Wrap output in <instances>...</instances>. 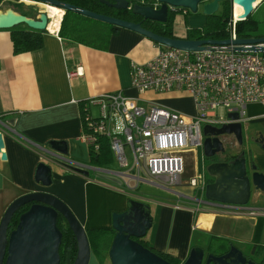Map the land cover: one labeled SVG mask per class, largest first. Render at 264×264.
<instances>
[{"label":"crops","instance_id":"0c3cea01","mask_svg":"<svg viewBox=\"0 0 264 264\" xmlns=\"http://www.w3.org/2000/svg\"><path fill=\"white\" fill-rule=\"evenodd\" d=\"M263 5L264 0L256 5V10ZM238 7L235 4L236 19L243 10ZM38 13L36 9L32 18ZM180 16L183 17L179 20L182 33L176 32V17L173 20L174 35L178 38H184L187 29H200L205 25L202 14ZM55 33H43V46L40 49L14 55L10 32L0 30V134L2 153L5 154V159L0 161V218L6 207L19 196L44 192L60 199L84 230H110L112 215L124 212L129 200L144 204L149 202L137 195L138 192L135 193L140 185H153L140 183L132 191L125 192L116 186L117 183L98 176L94 171L83 170L88 172L84 176L58 160L57 157L66 158L100 169L117 167L106 137L107 156L111 161L100 164L90 160V148L81 140L83 104L102 94L121 91L127 96L138 98L141 105H144L142 99L151 100L162 107L192 116L195 113L193 103L185 94H163L160 99H154L158 95L153 94L149 99L145 96L152 93L139 96L131 88V63H146L160 48L144 36L130 30L117 29L116 34L110 37L107 48L98 50L62 39ZM177 98H188L193 111H186L176 101ZM91 112L95 115L96 108L91 107ZM116 122L120 124L118 117L111 124L113 133L120 130ZM241 125L245 142L256 134L264 138V105H248ZM53 141L64 142L66 154L55 153L57 157L48 155V151L52 152L49 143ZM249 151V166L264 174L262 145L250 146ZM195 155L194 165L198 170L195 173L204 174L203 179L206 181L208 177L204 169L207 163L203 159L202 148ZM41 162L51 167L49 186H42L35 181L36 168ZM172 192L177 193L174 189ZM254 193V201H259V195ZM184 198L189 200L187 196ZM175 202L159 201L149 206L152 232L148 236L149 229L143 240L155 250L179 260L181 264L192 247H199L197 236L202 237L200 241L204 250H207L208 241L213 238L238 242L235 246L244 253L264 245V212L253 217L216 215L196 212L192 205L181 206ZM246 206L248 210L264 211V207ZM215 231L218 233L214 234ZM90 251L88 264H110L107 251H101V254Z\"/></svg>","mask_w":264,"mask_h":264},{"label":"built area","instance_id":"2783aa9c","mask_svg":"<svg viewBox=\"0 0 264 264\" xmlns=\"http://www.w3.org/2000/svg\"><path fill=\"white\" fill-rule=\"evenodd\" d=\"M230 38H237L233 31ZM130 72L131 88L139 96L149 92L185 94L192 100L194 115L162 107L151 100L142 99L141 105L138 98L121 91L102 94L83 104L81 140L97 153L99 137H106L116 169L90 167L48 152L72 169L91 170L98 176L117 179L116 186L125 192L146 182L171 192L182 186L183 156L202 148L203 127L229 124L232 121L227 116L233 113L242 122L248 105H264V59L255 53H238L232 46H211L196 52L160 47L146 63H131ZM91 107L96 108L95 115ZM219 109L225 110L224 116L217 115ZM116 117L120 119V130L113 133L111 124ZM203 178L204 174L197 173L187 186L204 194ZM197 198H189L196 203V212L234 217L258 215L246 206Z\"/></svg>","mask_w":264,"mask_h":264},{"label":"water","instance_id":"95a60500","mask_svg":"<svg viewBox=\"0 0 264 264\" xmlns=\"http://www.w3.org/2000/svg\"><path fill=\"white\" fill-rule=\"evenodd\" d=\"M17 1L21 2L22 0ZM27 1L60 8L64 14L66 11L76 13L111 25L116 29L130 30L164 48L196 52L211 46H232L238 53L264 54V36L225 40H188L164 37L142 26L144 21L166 22L171 9H186L193 14L201 11L204 16H212L218 11L219 4L224 0L209 2L208 0H154L161 5L159 9L135 4L130 10L133 15L141 19L139 22L97 14L57 0ZM100 2L114 10H128L129 6L127 0H100ZM256 2L257 0H232V5L237 4L243 9L238 19L233 22L249 18L255 10ZM37 9L39 13L36 18L32 19L17 14L11 9L0 11V30H9L23 24L31 30L48 32L47 12L41 8ZM227 117L232 121L229 124H223L220 127H203V156L204 161L208 162L204 171L209 177L208 181H205L204 198L216 203L246 206L252 192L264 194V174L256 171L254 167L251 168L243 153L228 162L215 160L218 155L226 153L222 147H215V142H219L218 136L232 135L238 145L243 143V127L241 122H238L239 117L235 113L229 114ZM255 137L257 139L254 144H261L264 149L263 136L256 134ZM49 147L53 152L48 151L51 155L66 154L64 142L53 141L49 143ZM2 149L3 142L0 134V161L5 159ZM227 155H230L229 151H227ZM74 171L84 176L88 175L87 171L80 169H74ZM104 178L119 184L115 178ZM35 181L41 183L42 186L51 184L50 165L44 162L37 165ZM26 205L28 207L18 216L15 227L8 231L12 215ZM60 218L63 219L76 240L77 252L73 264H88L91 251L84 228L60 199L44 192L19 196L4 210L0 218V264H59V248L62 242V232L59 228ZM151 226L152 218L147 204L130 200L124 212L114 213L112 215V230L115 235L108 251L110 264H170L134 240L144 238ZM204 259L205 264H256L247 260L243 253L234 246L222 256L212 254L205 256L202 247L194 246L182 264H202ZM262 264H264V260Z\"/></svg>","mask_w":264,"mask_h":264},{"label":"trees","instance_id":"16d2710c","mask_svg":"<svg viewBox=\"0 0 264 264\" xmlns=\"http://www.w3.org/2000/svg\"><path fill=\"white\" fill-rule=\"evenodd\" d=\"M8 1L10 4H7V8L9 6L17 8H13L17 14H20L26 18H32L31 12H25L21 6L22 4H17L16 0H0ZM61 1L78 8L91 11L97 14L112 16L118 19L132 21L134 19H139V17L133 15L130 10H114L111 9L100 2V0H57ZM129 7L138 4L141 5L142 0H127ZM5 8L3 11L7 10ZM189 12L186 9H181ZM13 11V12H14ZM37 17V16H36ZM35 17V18H36ZM211 19H208L207 25L205 28L200 29H188L186 32V39L188 40H203V39H212V40H225L230 38L231 36V26L233 17L231 13L230 0H224L219 4V8L217 14L211 16ZM140 20V19H139ZM173 20L174 16L170 17L168 21V25L164 28L156 29L153 31L154 33L168 37V38H176L173 33ZM93 22L95 25L91 27L90 22ZM94 22L90 18L81 16L76 13L66 11L63 15L62 21L60 23V29L58 32V36L62 39L73 41L91 48H95L98 50H105L108 46V42L110 37L113 34H116L117 29L112 27L111 25ZM235 34L237 38H250L254 37L253 33L257 30L256 22H253L250 17L244 21H238L235 23ZM10 32V41L12 46V53L14 55L20 53L31 52L40 49L43 46V33L40 31H35L28 29L25 25L19 24L17 26L12 27L8 30ZM261 37V36H257ZM98 40V41H97ZM264 59V54H259ZM98 143L100 149L97 153L93 152L90 148V160L94 163L106 164L111 160L107 156V146L108 142L105 137H99ZM130 201V200H129ZM28 205L21 207L18 209L11 217L8 224V231L12 230L16 223L18 216L27 209ZM59 228L62 232V242L59 248V256L60 262L59 264H73L76 252H77V244L76 240L64 223L63 219L59 220ZM90 249L98 254H101V251H107L110 249L112 240L114 238L115 232L112 229H98V230H85ZM215 241L213 244L208 245L207 251L209 253L220 252L226 248H228V241L220 238H213ZM137 241V240H136ZM139 242L143 247L149 249L154 254L158 255L165 261L170 264H181V262L170 255L159 252L146 244L142 239H139ZM259 248V247H258ZM261 248V247H260ZM255 249V248H254Z\"/></svg>","mask_w":264,"mask_h":264},{"label":"rangeland","instance_id":"374dc122","mask_svg":"<svg viewBox=\"0 0 264 264\" xmlns=\"http://www.w3.org/2000/svg\"><path fill=\"white\" fill-rule=\"evenodd\" d=\"M261 1L262 0H260L258 2V4ZM8 3L10 4V2H8V1H1L0 10L3 11L5 8H7L6 6H7ZM16 3L17 4H19V3L22 4L21 8L25 12H28V13L31 12V14L34 11L36 12L37 8H41V6L36 4V3H31L30 4V2H27L28 4H26V2L22 3V2H19L17 0H16ZM230 6H231V10L233 9V11H234V16H235V4L232 5V0H230ZM14 7L17 8L16 6H14ZM14 7L9 6L7 9H11L12 11H14L13 10ZM34 7H36V8H34ZM238 8H242V7L239 6ZM15 13H17V12H15ZM197 14H202V12L199 11ZM215 14H217V12ZM190 15L194 16V14L189 11L188 16H190ZM62 18H63V16H62ZM204 18H205V25L202 28L206 27L208 19L212 20L211 16H204ZM175 19H176V21H175L176 32L178 34H180V33H182V28H181V25H180L181 21H179V20L183 19V17L178 15V16H176ZM250 19L253 22H256V25H257V30L255 31V33H253V36H264V5L259 10H256V7H255V10L253 11V13L250 16ZM93 21L101 23V24H104V26H106V24L103 23V22H99V21H95V20H93ZM90 24H92V25H90L91 27L95 26V25H93L94 23L92 21L90 22ZM230 26H231V33L233 31V33L235 34V27H234L235 23L233 22V20H232V23H230ZM173 94H177V93H173ZM177 95H182L183 96V94H177ZM153 96H154L153 94H146L145 97L151 99V97H153ZM160 96L163 97V95H158V96H154V99H160ZM172 97H181V96L172 95ZM180 99H183V98H180ZM176 101L179 102V104L182 107H184L186 111H188V112H192L193 111V107H192L191 101L188 98H184L183 100H179L177 98ZM216 113H217L218 116H224L226 112H225L224 109H219V110H217ZM116 125H117V128L120 127L119 122H116ZM118 136L122 137L121 134L118 135ZM234 151L237 152V151H239V149L238 148H234ZM183 157H184V174H183V176L181 178L182 186L175 187L173 189H174L175 192H177L179 194H183L184 196H187L189 198H194L195 196H198L197 199L200 200V198H204V195L202 193H200V192L197 193L195 189L192 190V189H189L188 186H186V185L190 184L191 178L194 175H196L195 170H197V168H195V165H194V157L196 158V155L193 154V153H188V154H185ZM206 163H208V162L206 161ZM208 179H209V177H208ZM137 192H138V194H137ZM135 193L137 195L143 197L144 199L148 200L149 202H145V203L148 206H150V207L154 206V204L159 202V201L168 202L170 200L176 201L175 203L180 204L181 206H184V205H192L194 207L196 206V203L191 202V201H189L188 199H186L184 197H178L177 193H174V192L170 193V192H167L166 190H163V189L160 190V189H158V188H156L154 186H150V185H147V184H141L140 188ZM254 194H256V193H254ZM248 204L249 205H255V206H258V207H264V200H260L259 199V201H254L253 197L251 196V199H250ZM151 232H152V229H150L148 231V236H151ZM215 233H218V232L215 231L214 234ZM145 238H146V236L143 239L145 240ZM230 239H232V238H230ZM200 240H202V237L197 236L196 243H197V245H199V247H201V245H202ZM229 242H231V241H229ZM233 243L237 244L238 242L237 243L233 242Z\"/></svg>","mask_w":264,"mask_h":264},{"label":"flooded vegetation","instance_id":"af4514ba","mask_svg":"<svg viewBox=\"0 0 264 264\" xmlns=\"http://www.w3.org/2000/svg\"><path fill=\"white\" fill-rule=\"evenodd\" d=\"M209 1H211V0H208V2ZM141 4L145 5V6H150V7L155 8V9H159L160 6H161L158 2H156L154 0H146V1L142 0ZM34 8H36V7H34ZM131 8H132L131 6L130 7L128 6V10H130ZM181 14H183V15L185 14L186 15V14H189V12H187L185 10H181V9H171L168 12V16H167V21L166 22L160 23V22L144 21L142 23V26L145 29L150 30V31L153 32V31H156V29L166 27L168 25V21L170 20V17H172V15L174 17H176V16L181 15ZM139 19H134L135 20L134 22H139L141 20V19L140 20ZM187 30H186V32H187ZM173 33H174V27H173ZM175 37H177V36H175ZM256 139L257 138L254 135H252L251 137L248 138V140L246 142L243 139V143L241 145H238L236 139L232 135H221V136H218L219 142L218 143L215 142V147L216 148L222 147V149L226 150V153L224 155H218L215 160L216 161H220V162H228V161L233 160L232 158L238 157V156H240L243 153L245 158H246V161H249V158H250L249 157V155H250L249 148H250V146L255 145L254 143L256 142ZM234 148H238L239 151L235 152ZM246 148H247V152L245 151ZM202 151H203V146H202ZM227 151L230 152V155H227ZM203 159H205L204 156H203ZM205 180L208 181L207 178ZM252 193H251V196H252ZM256 193L259 195V199L260 200H264V194L258 193V192H256ZM246 208H248V207L246 206ZM255 211L258 212V213L264 212L261 209L255 210ZM134 240L139 241V239H134ZM208 242H209L208 245H211L215 241H213L211 239ZM232 246L236 247L234 243L228 241V248H226V249H224V250H222L220 252H214V253H209L207 250H204L205 251V256L208 255V254H212L214 256H222V255L226 254L230 250V248ZM206 247L207 246H205V248ZM242 253L246 257L247 260H250V261H252V262H254L256 264H262V262L264 260V245L261 248H255V249L251 248V250H249L248 252H246V253L242 252ZM205 259H206V257H205ZM205 259H204L202 264H205Z\"/></svg>","mask_w":264,"mask_h":264},{"label":"bare ground","instance_id":"6f19581e","mask_svg":"<svg viewBox=\"0 0 264 264\" xmlns=\"http://www.w3.org/2000/svg\"><path fill=\"white\" fill-rule=\"evenodd\" d=\"M260 0H257V2L255 4H258ZM21 2H30V3H33L31 1H27V0H22ZM43 10H46L47 12V15H48V18H49V22H48V25H47V30L51 33H55L57 31H59L60 29V22H61V19H62V16L64 14L63 10L60 9V8H56V7H53V6H49V5H45V4H39ZM232 17H233V20H237L234 16V11L232 9Z\"/></svg>","mask_w":264,"mask_h":264}]
</instances>
